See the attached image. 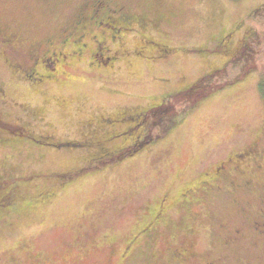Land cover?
I'll return each instance as SVG.
<instances>
[{"label":"rangeland","instance_id":"374dc122","mask_svg":"<svg viewBox=\"0 0 264 264\" xmlns=\"http://www.w3.org/2000/svg\"><path fill=\"white\" fill-rule=\"evenodd\" d=\"M89 1L0 0V29L30 54L68 52L74 43L62 39L80 11L90 14ZM113 3L152 17L154 39L171 53L120 54L111 67L89 62L88 52L72 55L44 83L12 77L0 54V178L79 168L89 151L66 138H108L96 126L104 116L122 120L108 125L111 136L141 122L150 107L226 65L246 34L264 28V0ZM126 40L129 49L143 41L136 33ZM261 49L263 69L203 98L159 140L64 182L39 176L20 185L25 192L50 185L52 192L0 211V264H178L184 244L193 250L184 264H264V233L252 226L264 220V43ZM138 132L116 134L109 149ZM221 163L227 173L217 175Z\"/></svg>","mask_w":264,"mask_h":264},{"label":"flooded vegetation","instance_id":"af4514ba","mask_svg":"<svg viewBox=\"0 0 264 264\" xmlns=\"http://www.w3.org/2000/svg\"><path fill=\"white\" fill-rule=\"evenodd\" d=\"M112 1L113 0H90L86 4L87 6L90 3V14L84 15L85 11L79 12L74 20V24L76 23L77 27H74L73 33L70 37L66 33L62 39L64 42L65 38H68L74 43V48L68 52L62 49L46 48L45 50L40 49L38 54H36V52L30 54L26 47H23L24 45L22 42H16L0 29V32L5 35L4 36L0 33V54L3 55L8 62L9 69L13 73L12 77L19 78L23 83H44L53 80L59 75V73H61L59 64H69V58L72 55L81 56L86 52L91 56L89 62L105 67H109L112 61H116L120 54L134 53L136 55H141L142 52L146 50L151 56H154L153 58L160 59L162 56L171 53L172 49L167 43L159 42L154 39V33L150 30V23L148 21V19L152 20V17L137 12L129 13L124 4L115 7L116 3L112 4ZM147 31H150L151 34H147ZM130 33H136V37L140 36L143 41L129 49L126 37ZM111 42L116 43L117 46L111 48L109 46V43ZM0 89L2 91L4 90L2 86ZM104 117L105 120H99L100 124H102L96 126L97 129H103V132H106V134L109 135L108 137H110L111 135L108 130V125H121L122 120L117 119L118 122H114V120L108 119L106 116ZM110 121H112V123H110ZM138 121L135 123L137 124ZM90 124L94 125V122L92 121ZM105 126L107 129L104 128ZM138 126L139 125L137 124V127ZM94 129L95 128L92 126L87 127V131H93ZM123 132H125V130L112 134V136ZM17 134L19 133L17 132ZM36 140L40 139L35 138V140L29 141L36 144ZM139 140H141V133L137 134L135 137L129 138V140L120 146L116 152L114 151L115 154H117L118 151L126 150L129 147L134 146ZM53 143H55V145L62 144L60 141ZM142 146L143 143L140 145L139 149ZM234 167H236V170L238 171L247 173V170L244 168L241 169L238 164L234 165ZM227 168L228 167L225 163H221L215 167V171L217 175H222L227 173ZM249 182H244V184ZM262 212H264V209ZM157 217L159 218L158 215ZM252 226L256 231L264 233V220L261 222L254 220ZM240 234H242L241 227L237 228L232 233L230 239L237 240ZM192 254V247L184 244L179 251L180 257L177 261L178 264H184L190 259ZM207 264H212V262L208 261Z\"/></svg>","mask_w":264,"mask_h":264},{"label":"trees","instance_id":"16d2710c","mask_svg":"<svg viewBox=\"0 0 264 264\" xmlns=\"http://www.w3.org/2000/svg\"><path fill=\"white\" fill-rule=\"evenodd\" d=\"M261 22L264 25V6L260 7ZM264 43V28L256 32H250L244 36L239 46L233 51L228 63L222 67H218L200 76L195 82L186 88L171 92L163 102L150 107L144 114L143 120L128 125L125 133L130 134L132 130H138L141 133V140L126 150L118 151L109 149V143L113 141V136L108 138L91 137L66 138L64 144H72V146H82L89 151L81 159L79 168L70 171L52 170L46 173H31L27 175H12L6 178H0V211L15 207L26 201H41L52 192V187L39 185L35 191H22L24 184H30L33 178L43 177L44 179L55 178L59 182L70 180L79 176L87 170H98L109 164L120 161L121 159L140 150L139 147L143 143H150L159 140L167 131H170L180 120L187 115L203 98L224 89L225 87L241 81L247 75L255 70L262 68L260 59L262 53L261 45ZM222 44V45H221ZM216 45L217 49H223L224 43ZM258 59V60H257ZM259 61V64H258ZM263 69V68H262ZM3 85L1 82L0 87ZM131 129V131H130ZM136 134V135H137ZM31 135V134H30ZM29 137H32L30 136ZM135 135V136H136ZM133 136V137H135ZM16 138H20L16 135ZM131 138V137H130ZM35 140V138H33ZM90 148V149H89ZM138 149V150H136ZM91 152V154H90ZM30 180V181H29ZM38 185V183H35ZM20 187V188H19Z\"/></svg>","mask_w":264,"mask_h":264}]
</instances>
